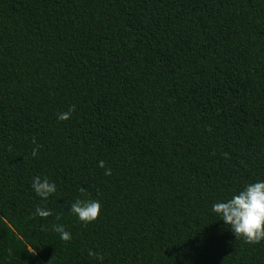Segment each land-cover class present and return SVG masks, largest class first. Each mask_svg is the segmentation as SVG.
Masks as SVG:
<instances>
[{"label": "trees", "instance_id": "16d2710c", "mask_svg": "<svg viewBox=\"0 0 264 264\" xmlns=\"http://www.w3.org/2000/svg\"><path fill=\"white\" fill-rule=\"evenodd\" d=\"M262 179L264 0H0V264H264L211 211Z\"/></svg>", "mask_w": 264, "mask_h": 264}, {"label": "clouds", "instance_id": "9594fccd", "mask_svg": "<svg viewBox=\"0 0 264 264\" xmlns=\"http://www.w3.org/2000/svg\"><path fill=\"white\" fill-rule=\"evenodd\" d=\"M74 106L67 111L57 114L58 120L68 119ZM39 145L32 149V156L37 155ZM97 166L104 168V162L98 161ZM105 175H110L111 170L105 168ZM30 188L41 200L56 192V184L47 176L35 175L31 177ZM79 191L83 192L84 189ZM78 221L83 224L94 221L100 212V203L92 199H75L68 209ZM211 211L219 217V220L235 235L248 243H259L264 240V179L245 184L234 191L229 198L219 200L212 204ZM35 215L47 217L51 212L47 208L36 207ZM52 230L59 234L61 240H70L71 234L62 224L52 225ZM89 255H97L89 250ZM99 258V257H98Z\"/></svg>", "mask_w": 264, "mask_h": 264}]
</instances>
